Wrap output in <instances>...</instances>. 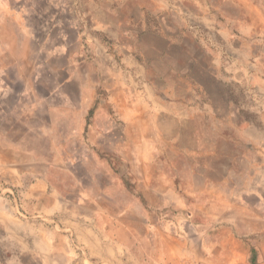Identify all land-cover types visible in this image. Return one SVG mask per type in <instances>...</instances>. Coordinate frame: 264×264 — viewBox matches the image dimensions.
I'll return each instance as SVG.
<instances>
[{
    "label": "rangeland",
    "instance_id": "374dc122",
    "mask_svg": "<svg viewBox=\"0 0 264 264\" xmlns=\"http://www.w3.org/2000/svg\"><path fill=\"white\" fill-rule=\"evenodd\" d=\"M240 8L233 0H0V60L13 63L10 75L73 94L79 106L83 99L73 117L32 102L23 124L15 109L13 129L21 135L29 124L31 146L54 172L88 175L114 198L129 195L135 175L156 172L180 192L191 179L222 177L238 188L250 225L251 208L264 217L255 193L264 182V19ZM96 10L109 18L105 31ZM85 121L100 133H77ZM248 232L255 260L259 238ZM6 248L17 250L0 228L3 264Z\"/></svg>",
    "mask_w": 264,
    "mask_h": 264
},
{
    "label": "crops",
    "instance_id": "0c3cea01",
    "mask_svg": "<svg viewBox=\"0 0 264 264\" xmlns=\"http://www.w3.org/2000/svg\"><path fill=\"white\" fill-rule=\"evenodd\" d=\"M233 1L240 10L247 5L249 17L264 19L258 0ZM93 17L103 31L110 25L98 10ZM12 67L8 58L0 60V228L3 239L17 246L4 249L6 264H264V217L251 208L256 219L250 215L247 225L238 188L224 187L222 177L191 179L187 192H180L159 184L156 172L135 175V188L124 189L129 195L114 198L90 184L88 175L54 172L52 159L31 146L30 125L20 135L10 117L16 109L22 123L29 122L32 102L73 117L83 99L77 98L79 106L73 94L40 89L45 85L37 78L11 76ZM47 129L48 135L56 132ZM75 129L87 138L100 133L88 121ZM52 147L64 143L52 140ZM257 184L255 193L264 202V182ZM246 229L259 238L255 260L242 238Z\"/></svg>",
    "mask_w": 264,
    "mask_h": 264
}]
</instances>
